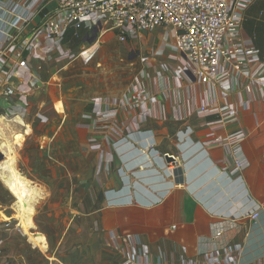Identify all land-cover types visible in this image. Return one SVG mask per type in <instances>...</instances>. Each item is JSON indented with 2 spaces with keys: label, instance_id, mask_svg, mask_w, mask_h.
Returning <instances> with one entry per match:
<instances>
[{
  "label": "crops",
  "instance_id": "obj_1",
  "mask_svg": "<svg viewBox=\"0 0 264 264\" xmlns=\"http://www.w3.org/2000/svg\"><path fill=\"white\" fill-rule=\"evenodd\" d=\"M7 1L0 0V41L7 37L11 40L7 39L6 47L0 50V141L11 139L19 131L26 139L37 135L46 137L48 150L52 144L57 145L60 156L59 160H49L50 164L65 175L69 173L109 186L115 183L114 153L120 155V151L130 150L128 138L135 140L137 134L141 136L138 143L143 156L144 150L152 146L148 125L176 124L180 130L178 137L187 141L186 155H191L184 179L175 177L180 165L172 162L175 184L172 186L173 179L159 176L158 186L151 188L154 193L145 192L144 197L149 201L138 207L130 202V177H126L124 190L107 193L112 203L100 211L98 229H117L124 237L139 238L154 248H167L173 252L169 255L170 264H202V254L222 257L225 252L219 250L228 245L234 248L238 264H264V211L255 221L247 217L264 202V82L254 79L257 70L264 67V0H230L233 9L240 14L238 41L254 55L247 59L243 70L234 72L233 85L225 89L200 85L190 73L183 72L186 61L172 47L170 30L159 29L158 32L155 29L157 32H145L142 36L133 34L131 40H140L144 51H149L144 68L150 72L143 73L131 91L134 103L119 107L131 92L118 97H101L113 98L118 104L110 119L117 121L120 132L111 128L109 118L99 119L95 100H91L92 94L105 96L106 91L70 88L57 81L55 74L50 75L67 56H76L74 53L88 50L91 55L97 47L107 51L108 46H103L99 40L103 33L110 31L91 17L79 28L71 26L52 44L47 43L33 32L66 0H41L28 19L19 20L14 26H10V22L20 15V9L17 12L6 9ZM12 1L18 7L24 2ZM24 39L30 44L22 59H16L15 53ZM79 39L89 46H77ZM245 84L251 86V93L244 90L242 85ZM7 87L14 91L11 98L3 95ZM201 107L205 109L202 111ZM47 109L54 112L50 113V118L42 114ZM19 119L22 123H18ZM67 130L71 133V144L64 140ZM236 146L240 147L247 166L240 172L228 174L225 170L231 166ZM157 154L151 152L164 173L171 174L174 168H167L163 162L164 156L169 154L163 155V159ZM6 155L3 154L2 163L6 162ZM121 156L125 161V155ZM238 176L240 183H236ZM134 177L140 179L141 175L135 172ZM119 198L122 201L116 200ZM226 214L229 216L225 217ZM0 244L4 241L0 240ZM27 244L30 250L39 252L47 264H68L69 255L81 252L74 244L69 255L62 251L66 259L62 262L59 256L50 254L48 243L37 246L27 241ZM47 244L48 249H45ZM66 244L59 241L53 247L62 249ZM18 249L17 245L16 253L11 256L16 264H26L24 255H16ZM12 257L1 260L0 264H12Z\"/></svg>",
  "mask_w": 264,
  "mask_h": 264
},
{
  "label": "rangeland",
  "instance_id": "obj_2",
  "mask_svg": "<svg viewBox=\"0 0 264 264\" xmlns=\"http://www.w3.org/2000/svg\"><path fill=\"white\" fill-rule=\"evenodd\" d=\"M156 30L152 31L157 32ZM142 35L143 33L138 36ZM99 42L105 47L108 46L107 51L97 47L91 55L88 50L74 53L76 56L73 57V54L67 56L65 62L59 64L58 68L55 66L50 75L55 74L57 81L70 88L98 89L101 93L106 91L105 96L92 94L91 100L112 97V95L118 97L134 91L138 78L143 76V73L150 72L144 68L149 51H144L145 48L140 40L130 38L126 44H119L112 32L103 33ZM78 43L77 46H84V48L89 46L82 43L81 39ZM130 50L133 51L132 54ZM146 129L150 133L149 143L152 145L150 150H144L145 154L142 156L140 152L142 148L138 143V138L141 136L137 134L138 138L135 140L128 138L131 143L130 150L124 153L120 151V155L118 152L114 153L115 183L109 186L106 183L90 182L85 177L77 178L69 173L65 175L63 171L50 164L49 160H59L60 156L56 150L57 145L52 144L51 150H48L46 137L39 138L38 135L29 139L23 137L19 143L14 139L16 137L13 134L11 139L0 141V153L4 154V157L7 154L6 159L9 157L13 165L12 170L15 172L13 174L25 180L27 189L30 191L25 199L29 209L23 210L5 182L4 176H11L9 169L0 170V240L4 241V244L0 246L3 256L7 259L12 257L18 245L19 253L17 252L16 255L20 253L24 255L27 258L26 264H47L39 252L30 250L27 244L29 236L23 234L22 225L29 224L32 227L29 232L42 234L45 243L51 245L50 254L59 256L62 262H66V259L62 257L63 252L69 255V252L74 249L73 245H77L76 249L81 252L78 251L75 256L69 255L68 264H136V258L144 255L148 256V262L145 264H155L160 256H167L168 260L165 263L169 264V255L173 252L167 248H154L152 245L142 243L139 238L124 237V234H120L117 229L113 231L98 229L100 211L112 203L108 200L110 197L107 193H119L124 190L126 177H130L131 204L142 207L141 203L149 201L144 197L145 192L154 193L151 188L158 186L156 180L159 176L173 179L175 166L172 162L177 161L180 165L178 169L180 172L175 177L182 180L187 174L186 164L190 161L191 155H186L188 146L185 138L178 137L179 126L172 123H153ZM64 135L65 143L71 144V133L67 130ZM16 148H18L17 151H15ZM152 151L157 152V157L162 159L165 154L174 158V161L169 163L163 160L167 168H174L171 174L166 175L157 165L156 157L151 155ZM121 154L125 155V161L122 160ZM3 160L5 158L0 160V163ZM85 160L87 162L89 159ZM225 171L233 174L234 168L229 166ZM135 172L140 173V179L134 177ZM175 181L173 179L172 186ZM116 200L122 201V198ZM59 241L67 242L65 248L53 247ZM48 244L45 249H48ZM11 259L12 264H16L15 259L13 257Z\"/></svg>",
  "mask_w": 264,
  "mask_h": 264
},
{
  "label": "built area",
  "instance_id": "obj_3",
  "mask_svg": "<svg viewBox=\"0 0 264 264\" xmlns=\"http://www.w3.org/2000/svg\"><path fill=\"white\" fill-rule=\"evenodd\" d=\"M40 1L24 0L20 8L15 2L8 0L6 9H13L14 12L20 9V15L13 18L10 26H14L19 20L28 19ZM91 17L103 23L106 31L114 33L120 44L127 43L135 33L155 29L170 30L172 47L186 61L183 72L190 73L200 85H214L221 89L231 87L235 81L234 72L243 70L247 59L254 55L251 49H245L238 41L240 14L233 9L230 0H66L45 17L33 35L52 44L71 26L79 28L84 20ZM7 39H1L0 50L6 47ZM29 44V41L24 39L15 53L16 59H22ZM254 79L264 82L263 66L254 74ZM242 87L247 93H251L250 85L245 84ZM13 94L14 91L9 87L3 91L5 97L11 98ZM133 97L132 92L126 95L124 104H119V107L134 103ZM94 105L98 108L99 119L104 121L109 118L111 128L120 132L117 121L110 119L118 105L113 98L97 99ZM204 109L205 107H201L202 111ZM234 151L230 165L236 173L247 166V161L239 146H236ZM263 211L264 202L258 204L247 217L255 221ZM219 251H224L225 255L221 257L212 253L202 254V264H238V256L231 245ZM4 259L0 246V262ZM166 260L167 256H160L155 264H168L165 263ZM146 262L147 255L136 258V264Z\"/></svg>",
  "mask_w": 264,
  "mask_h": 264
},
{
  "label": "bare ground",
  "instance_id": "obj_4",
  "mask_svg": "<svg viewBox=\"0 0 264 264\" xmlns=\"http://www.w3.org/2000/svg\"><path fill=\"white\" fill-rule=\"evenodd\" d=\"M19 122L18 123H22L21 120L19 119L18 120ZM2 131V130H1ZM4 133V132H3ZM17 142H21L23 140V135L22 134H16L15 135ZM4 144V143H3ZM14 145V144H13ZM7 147V146H6ZM10 151V150H9ZM15 162V161H14ZM16 163V162H15ZM9 169L10 171V177H6L4 176V179L6 178L5 182H7L8 184V189L9 191L12 193V195L16 198V201L17 203H20V206L22 207L21 209L23 210H28V206L27 204L25 203V199L27 198V195L29 194V189H27V184H25V180L23 181V179L13 173V165L11 164V160L9 159V157H7L6 159V162L2 163V165L0 164V170L2 169ZM16 168V167H15ZM3 178V177H2ZM25 178V177H24ZM28 179H26L27 181ZM30 184V183H29ZM43 192V191H42ZM12 196V197H13ZM37 198V197H36ZM30 201V199H29ZM32 209V208H31ZM18 213V212H17ZM20 213V211H19ZM33 214V213H32ZM31 214V215H32ZM28 215V214H26ZM21 216V215H20ZM19 216V217H20ZM23 216V215H22ZM24 218V217H23ZM23 222V221H22ZM24 223V222H23ZM25 224V223H24ZM32 229L31 226H29V224L27 225H22V232L23 234L26 236L28 235L29 236V241H31L33 244L35 245H39V246H46L45 244V239L43 237L42 234H39V233H36L35 234H32L31 232H29L30 230ZM43 251V250H41Z\"/></svg>",
  "mask_w": 264,
  "mask_h": 264
},
{
  "label": "water",
  "instance_id": "obj_5",
  "mask_svg": "<svg viewBox=\"0 0 264 264\" xmlns=\"http://www.w3.org/2000/svg\"><path fill=\"white\" fill-rule=\"evenodd\" d=\"M50 113H52V114L54 113L52 109H47V110L43 111L42 114L45 117L50 118L51 117ZM2 159H3V154L0 153V160H2ZM164 160L166 162H172V161H174V158L172 156L165 155ZM236 183H240V178L236 179ZM240 188H243L242 185H240ZM244 194H246V191H244ZM246 200H248V197H246ZM228 216H229L228 214L225 215V217H228Z\"/></svg>",
  "mask_w": 264,
  "mask_h": 264
},
{
  "label": "flooded vegetation",
  "instance_id": "obj_6",
  "mask_svg": "<svg viewBox=\"0 0 264 264\" xmlns=\"http://www.w3.org/2000/svg\"><path fill=\"white\" fill-rule=\"evenodd\" d=\"M131 54H132V52H131Z\"/></svg>",
  "mask_w": 264,
  "mask_h": 264
}]
</instances>
